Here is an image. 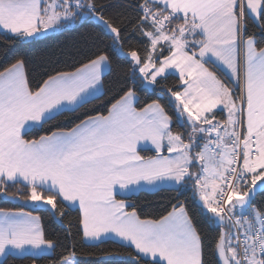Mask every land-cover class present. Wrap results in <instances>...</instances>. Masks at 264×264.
Listing matches in <instances>:
<instances>
[{
  "label": "snow or ice",
  "instance_id": "snow-or-ice-1",
  "mask_svg": "<svg viewBox=\"0 0 264 264\" xmlns=\"http://www.w3.org/2000/svg\"><path fill=\"white\" fill-rule=\"evenodd\" d=\"M3 198L0 264H264V0H0Z\"/></svg>",
  "mask_w": 264,
  "mask_h": 264
},
{
  "label": "trees",
  "instance_id": "trees-1",
  "mask_svg": "<svg viewBox=\"0 0 264 264\" xmlns=\"http://www.w3.org/2000/svg\"><path fill=\"white\" fill-rule=\"evenodd\" d=\"M167 84L169 86L176 84V79L174 77H169ZM149 96H152V93L149 92ZM152 98H155L154 96ZM93 105H88L87 108H92ZM86 109H83L84 111ZM75 117H71L68 120H61L60 123L63 126H69L71 120ZM176 194L171 192L167 187L160 188L152 192H141L137 194L134 198L135 202L140 206V209L143 210L145 214L156 215L163 211L162 206L167 205L168 201L171 200ZM19 202H9L6 198L0 199V207L5 208H15L19 207ZM75 213H73V216ZM45 229L52 235L62 234V226L57 222L51 221L47 218L44 220ZM210 233H214L215 229H207ZM102 247L110 248L112 247L111 242L105 243ZM59 252V250H58ZM81 264H89V261L86 257H80ZM41 264H46V261H41Z\"/></svg>",
  "mask_w": 264,
  "mask_h": 264
},
{
  "label": "crops",
  "instance_id": "crops-1",
  "mask_svg": "<svg viewBox=\"0 0 264 264\" xmlns=\"http://www.w3.org/2000/svg\"><path fill=\"white\" fill-rule=\"evenodd\" d=\"M163 187H167V186H161L160 188H163ZM160 188H159V189H160ZM157 190H158V189H157Z\"/></svg>",
  "mask_w": 264,
  "mask_h": 264
}]
</instances>
